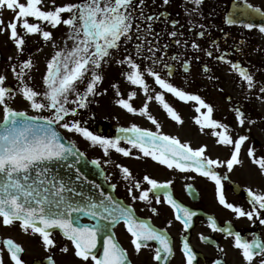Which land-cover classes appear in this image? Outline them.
I'll use <instances>...</instances> for the list:
<instances>
[{
	"label": "snow or ice",
	"instance_id": "snow-or-ice-1",
	"mask_svg": "<svg viewBox=\"0 0 264 264\" xmlns=\"http://www.w3.org/2000/svg\"><path fill=\"white\" fill-rule=\"evenodd\" d=\"M188 2L194 6L190 10L191 14L199 12L204 0H188ZM169 3L170 0H163L164 5ZM245 3L252 12L264 16L261 8L253 7L247 3V0ZM42 5L43 0H26V3L20 0H0V32L10 30L9 38L14 42L19 53L25 51L28 35H39L43 42L51 43L56 48L47 62L46 73L42 77L44 86L42 91L36 90L30 84L31 72L35 69L31 58L18 66L11 67L18 81L15 91L6 85L7 76L0 75V107L3 110V120L0 121V218L3 225L12 226L19 222V227L24 233L38 234L48 250L55 247L53 233L59 230L63 237L72 243L74 255L84 264H88L89 260L92 264H132L127 250L117 243L113 235L107 234L110 225L121 221L133 238L131 243L136 254H139L143 248L149 247V241L159 244V247L155 248L156 261L162 259L167 261V258L173 254V245L167 234L164 231H157L147 221L138 218L131 207H125L111 195L105 196L103 192H101L103 199L97 200L92 196H85L83 192H78L58 176L53 166L63 164L75 168L78 179H87L76 167L84 154L73 141L66 140L58 131V127L81 135L94 147L99 146L105 156L110 154V150H114L128 157L132 155L134 148L138 149L142 157H150L153 161L167 166L168 169L180 172L195 171L214 181L220 205L234 212L238 218L246 217L253 222L255 219L264 225V217H262L264 193L247 189L250 210L230 203L226 199L223 183L227 177L217 171L220 167H226L227 171L231 172L235 166H242V148L249 140V136L239 135L238 138H233L229 134L228 125L212 118L214 111L212 105L206 103L199 95L190 94L170 82L167 77L173 75L175 68L172 64L164 62V55L167 53L162 51L169 45H161L158 39L160 34L155 33L153 29V23L160 20V16L145 15L146 0H79L50 10H44ZM5 9L15 13L13 20L6 26L3 20ZM30 17L36 22H29ZM227 23L231 25L236 21L230 18ZM142 25L146 26L142 27ZM61 26L66 28V32L62 43L58 45L53 32L48 28L57 29ZM18 27L23 29V34L18 32ZM200 27L203 29L204 25ZM244 27L254 29L257 25L248 23ZM259 31L264 33V25L259 26ZM168 34L173 38L178 35L175 30ZM205 35V31L198 33L201 38ZM148 36H152L153 39H147ZM133 38L137 41L133 46L134 55L127 47ZM174 43L180 45L182 41L175 39ZM184 43L187 44L186 41ZM212 46L219 51L218 42L213 41ZM191 48L201 50V46L195 41L191 43ZM121 50L125 55L116 60V63L122 67L127 66L129 70L123 73L126 80L142 89L148 102L155 99L171 119L182 123L181 116L166 101L165 93L172 94L182 102L195 101L198 105L195 111L200 113L201 117L196 118L195 122L202 128L206 126L214 130L212 134L218 138L217 142L232 149L230 158L224 161L213 159L205 155L207 146L194 149L182 143L177 137L141 128L136 124L120 127L118 131L121 135L114 138L95 134L84 126L76 117L80 115V110L87 109L94 102L95 97L106 92V89L98 91L99 85L104 81V67ZM158 52L161 55L158 56ZM206 55L212 57L213 52L207 50ZM227 55V52H224L216 59L228 63L231 70L237 72L246 83L248 90L256 88L257 82L248 68L226 59ZM171 59L179 62L180 56L174 55ZM145 60L151 61V65L163 64L167 75L162 76L152 66L142 67V62ZM181 66L185 72L190 70L188 61H184ZM204 70L208 71L207 66ZM146 76L152 77L155 85L163 91L155 92L153 96L151 93L155 90L146 81ZM113 88L116 89V96L119 97L115 101L117 105L130 114L146 116L157 129L161 128L160 123L149 112L148 102L139 109L130 102L137 95L135 91L130 92L128 98H123L119 86L113 84ZM259 92L264 94V85L259 87ZM17 95L22 96L37 115L30 116L27 111L15 110L11 106V101L15 100ZM202 108L207 111L201 112ZM235 111L240 126H243L246 114L239 108ZM122 140L130 144L131 148L122 147ZM247 156L264 173V156L257 157L251 147L247 150ZM91 163L99 166L100 161L92 160ZM116 167L120 168L125 180L132 181L128 189L130 194L133 189L140 190L138 196L132 195L133 201L139 200L151 204L154 198L159 204L160 193L163 191L164 199L175 210V219L181 221L185 231L192 227L196 213L173 197L169 191L171 181L161 183L145 175L143 181L150 186L145 189L139 181L134 180L128 167L123 165ZM96 187L98 188L99 185ZM187 187L191 189V185ZM77 197L79 199H76ZM151 211L157 213V208L152 207ZM84 218H88L91 222H82ZM208 221L213 231L234 236V246L241 250L246 264H253L257 256L264 257V240L253 238L249 241L239 232H233L230 227L220 226L215 217L210 216ZM102 232L105 236L102 251L98 252L97 247L101 243ZM201 239L207 240L208 237L202 235ZM3 244L14 264H25L21 258L24 249L20 244L12 239L4 240ZM61 251L67 253L69 249L65 246ZM183 255L186 257V264H194L196 253L187 238L183 240ZM47 259L49 264H55L52 256ZM0 264H4L2 249H0ZM214 264H224V262L218 259ZM258 264H264V259H260Z\"/></svg>",
	"mask_w": 264,
	"mask_h": 264
},
{
	"label": "flooded vegetation",
	"instance_id": "flooded-vegetation-1",
	"mask_svg": "<svg viewBox=\"0 0 264 264\" xmlns=\"http://www.w3.org/2000/svg\"><path fill=\"white\" fill-rule=\"evenodd\" d=\"M247 3L264 11V0H247ZM146 5L145 15L160 16V20L153 23V29L155 33L160 34L158 37L160 44L169 45L162 51L167 53L164 55V62L172 64L175 68L173 75L167 77L170 82L190 94L199 95L206 103L212 105L214 109L212 118L228 125L229 134L233 138H238L239 135L249 136V140L242 148V166H235L231 172H228L226 167H220L217 171L227 177L223 181L227 201L250 210L247 189L264 193V173L247 156L250 147L255 150L257 157L264 156V94L259 92V87L264 85V33L259 31V26L264 25V16L252 12L246 6L245 0H204L199 12L191 14L190 10L194 6L188 0H170L167 5L163 4V0H154V2L146 0ZM230 18L236 23L228 24ZM248 23H253L257 27L247 29L244 25ZM200 25H204V28L202 29ZM174 30L178 33L175 38L168 34ZM200 31H205V37L198 36ZM152 39L151 36L150 40ZM175 39L181 40L182 43L175 44ZM185 41L187 44L184 43ZM193 41L201 46V50L191 48ZM213 41L218 42L219 51L212 46ZM207 50L213 52L212 57L206 55ZM224 52L228 54L226 59L248 68L257 82L256 88L248 90L246 83L237 72L231 70L228 63L216 59ZM157 55L161 53L158 52ZM174 55L180 56L179 62L171 59ZM184 61L190 63L188 72H185L181 66ZM205 66L208 71L204 70ZM161 74L167 75V73ZM148 84L155 90L151 93L153 96L155 92L163 91L155 85L154 80ZM142 98L136 105L138 109L148 102L146 99L143 102ZM165 98L181 116L182 123L171 119L162 106L153 99L148 102L149 112L157 119L161 128L157 129L146 116L137 115L146 118L150 124L143 128L177 137L182 143L194 149L207 146L205 155L213 159L224 161L230 158L232 149L217 142L218 138L212 134L214 130L206 126L202 128L195 122L196 118H201L200 113L195 111L198 106L195 101L182 102L170 93H165ZM237 108L246 114L243 126H240L237 120L235 111ZM206 111L201 109V112ZM1 120H3L2 116H0ZM98 130L103 131L102 127ZM104 133L106 136L115 137L113 128H106ZM121 144L125 148H131L126 141H121ZM137 156L141 158L137 159ZM116 165L128 167L134 180L139 181L145 189L150 187L143 181L145 175L161 183L171 181L169 191L173 197L196 213L192 227L185 231L181 221L175 219V210L164 199L163 191L160 193L159 204L154 198L151 204L139 200L133 201L132 195L138 196L140 190L133 189L132 193H129L128 189L132 181L125 180L122 171ZM99 166L103 171L105 182L112 188L115 185L113 188L115 198L125 207H131L138 218L147 221L157 231H164L173 245V254L167 258V261L164 259L156 261L154 254L155 248L159 247L158 242L149 241V247L143 248L139 254H136L131 243L133 238L127 231L126 225L121 221L109 226L107 234L113 235L117 243L127 250L132 264H186V257L183 255L185 238L196 253L194 264H214L218 259L224 264H246L241 250L234 246V236L213 231L209 226L210 216L215 217L220 226L230 227L233 232H239L249 241L253 238L264 240V225L255 219L253 222L246 217L238 218L234 212L220 205L214 181L195 171L180 172L168 169L167 166L153 161L150 157H142L138 149L134 148L132 155L125 157L117 153L115 160L100 161ZM188 185H191V189L187 187ZM152 207L157 208V213L151 211ZM82 222L91 221L84 218ZM202 235L208 239L202 240ZM53 236L56 241L55 247L48 250L38 234L24 233L19 227V222L5 226L0 218V249L3 250L4 264H14L3 244L6 239H12L22 246L24 251L21 253V258L25 264H49L47 259L49 256H52L55 264H84L74 255V246L63 237L61 231H54ZM104 236L105 233L102 232L101 243L97 247L98 252L102 251ZM65 246L69 249L67 253L61 251ZM260 259L264 257H255L253 264H258ZM88 264H92L91 260Z\"/></svg>",
	"mask_w": 264,
	"mask_h": 264
},
{
	"label": "rangeland",
	"instance_id": "rangeland-1",
	"mask_svg": "<svg viewBox=\"0 0 264 264\" xmlns=\"http://www.w3.org/2000/svg\"><path fill=\"white\" fill-rule=\"evenodd\" d=\"M20 2L26 3V0H20ZM76 2H79V0H55V4H53V0H43L42 6L44 10H50L54 9L56 6H63L67 3ZM14 16V12L5 9L3 12V20L5 21L4 26H6L8 22L12 21ZM28 19L29 22H36L34 18L30 17ZM48 30L53 32L56 43L58 45L61 44L62 40L65 38L66 28L61 26L57 29L48 28ZM18 32L23 34V29L18 27ZM9 37L10 30L0 32V52L2 53V58L0 59V75L7 76V80L5 82L6 85L12 87L14 91L16 90L18 81L11 71V67L13 65L18 66L23 61L31 58L34 61L35 69L31 72L30 84L36 90L42 91L44 87L42 77L46 73L47 62L56 51V48H54L51 43L43 42L39 35H28L26 37L25 51L21 54L17 51L14 42ZM148 39L150 40V38ZM134 44L135 38H133V41L127 45L128 50L132 52L133 55L135 54L133 47ZM145 54L147 55L148 53ZM124 55V51L121 50V52L117 53L114 59L104 67V81L99 85L98 91L106 89V92H104L103 95L95 97L94 102L91 103L87 109L80 110V115L76 117L81 120L84 126L88 127L95 134L106 136L104 131L99 132L98 126L102 127V129H111L114 127H130L132 124L144 127H148L150 125L147 120L141 118L140 116L128 113L125 109L115 103L116 99L119 97L116 96V89L113 88V84H117L119 86V90L123 94V98H128L129 93L132 91L137 93L136 97L130 101L134 107H136L137 103H139L140 98L143 97V102L146 99L145 95H141L143 93L142 89L138 86L131 85L126 80L123 73L129 70L127 69V66L122 67L116 63V60L121 59ZM10 57L12 59H9ZM137 60L140 62L139 58H137ZM146 66H152L160 73H167L160 64L151 65V61L145 60L142 62V67ZM145 78L148 83L154 80L150 76H146ZM25 79H28V77H25ZM81 88H83V85ZM11 106L18 111H27L29 115H37V113L29 107L28 103L20 95H17L15 100L11 101ZM0 114H3L2 107H0ZM42 114L47 115L48 113ZM59 129L68 138V140L73 141L77 146H79L89 158L99 160L101 162L116 159L117 152L114 150H110V154L105 156L99 146H92L90 142L84 139L81 135L68 132L62 128ZM106 137L113 138L112 136ZM121 146L123 147L122 144Z\"/></svg>",
	"mask_w": 264,
	"mask_h": 264
},
{
	"label": "water",
	"instance_id": "water-1",
	"mask_svg": "<svg viewBox=\"0 0 264 264\" xmlns=\"http://www.w3.org/2000/svg\"><path fill=\"white\" fill-rule=\"evenodd\" d=\"M121 135L120 133H118V136ZM76 167H78L80 169V173H83L84 177H86V180L83 179H78V174L75 170V168H69L66 167L68 169H72L73 171V179H72V185L73 186H87L88 188H92L93 189V193L91 192H87L88 196H93L94 199H100L99 195H98V191L103 192L104 195H111L112 196V192L110 188H107L104 185V182L102 180V176L100 174L99 168L97 166L92 165L91 163H89L87 161V159L85 158V156L83 155L82 158L79 159V163L76 165ZM54 170H58L59 168H61L59 165H54L53 166ZM96 185H99V187L97 188Z\"/></svg>",
	"mask_w": 264,
	"mask_h": 264
}]
</instances>
